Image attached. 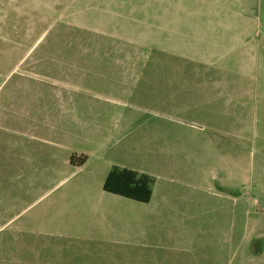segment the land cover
I'll list each match as a JSON object with an SVG mask.
<instances>
[{"label": "rangeland", "instance_id": "374dc122", "mask_svg": "<svg viewBox=\"0 0 264 264\" xmlns=\"http://www.w3.org/2000/svg\"><path fill=\"white\" fill-rule=\"evenodd\" d=\"M215 1L0 0V207L32 203L47 225L143 223L166 242L142 248L159 256L189 239L208 241L214 254L236 225L240 260L227 242L223 257L242 264L251 229L264 226V99L254 113L248 98L239 123L206 104L231 76L202 63L213 41L223 43L210 20L223 11ZM218 1L230 13L243 2ZM245 2L257 16L242 32L251 48L264 47V0ZM243 48L223 62H243ZM255 52L252 61L263 62ZM114 165L153 176V198L115 202L103 189ZM139 247L112 249L134 257ZM72 249L65 259H84Z\"/></svg>", "mask_w": 264, "mask_h": 264}, {"label": "crops", "instance_id": "0c3cea01", "mask_svg": "<svg viewBox=\"0 0 264 264\" xmlns=\"http://www.w3.org/2000/svg\"><path fill=\"white\" fill-rule=\"evenodd\" d=\"M242 1L238 11L233 13H230L232 11L230 3L215 1V5L223 7V11L215 10L210 12V20L211 23L215 24L216 30L221 31L223 43L213 41L212 50H208L206 54L202 55L204 67L231 74L230 78L221 80V84H218V86L223 87L221 90L206 93V104H214L218 112H223L222 114L228 117L237 116V123L240 120V111H245L246 108L250 107L248 98L255 103L254 113L257 111L256 103H261V99H264V47L261 46L262 44H253L256 46L251 48L250 34L248 36V33L242 32V30L248 31L244 27L245 24H248L249 29V24L256 22V5H251L250 8L245 0ZM230 44L231 46H229ZM237 46H244L242 50L240 49L241 52H244L243 62L235 63L234 58H228L223 62L225 55L232 54ZM255 51L259 52V57L262 58L263 62L252 61L253 58L256 60ZM218 55L220 56L213 60V57ZM241 105L243 106L241 107ZM217 180L221 184L223 181L222 176L217 178ZM246 185V180L242 185H238L240 189L242 188V191H238L237 196H233L235 201L236 199L239 201L240 197H242L241 194L245 191ZM105 192L113 194L115 202L127 198L106 190ZM153 195L154 191L151 198H153ZM31 204L26 202L22 207H0V264H96L102 262H117L121 264H230L229 261H224V242H227L231 248L232 256L235 257L236 263L240 260V243L238 240L234 242L233 227H236V225H231L228 233L223 235V240L216 242L219 248L214 254L208 253V241L200 240V246H195L196 240L189 239L170 244L171 248H178L175 253L171 251V254L159 256L152 250L143 251L142 249L144 247H165L164 243L166 242L149 238L150 234L148 232L153 231L148 229L149 225L143 223L135 226L116 223H94L83 226H61L57 223L47 225L46 220L43 221L40 217L35 218L32 216L33 214H30ZM114 204H105L103 209H117L118 204ZM50 211L38 209L35 213L42 214L43 212L48 214ZM54 234L59 238H70L72 241L65 245L58 238H50ZM248 238H251L250 245H252L250 246V253L241 258L242 264H264V226L252 228ZM78 240H82V242H79L77 246L72 245L74 241ZM120 243L140 247L137 248V253L134 257L120 255L117 258V253L126 252V249H112L115 244ZM167 243L170 242L167 241ZM64 247L73 248L72 251H69L70 254L74 252V249L75 254H78V250L81 248L79 254H84L82 257L84 259H74V256L71 255L65 259L63 255ZM133 250H136V248ZM197 250L198 254H196ZM97 253H99L98 256ZM101 254L105 256H101Z\"/></svg>", "mask_w": 264, "mask_h": 264}, {"label": "trees", "instance_id": "16d2710c", "mask_svg": "<svg viewBox=\"0 0 264 264\" xmlns=\"http://www.w3.org/2000/svg\"><path fill=\"white\" fill-rule=\"evenodd\" d=\"M82 161H85V157ZM153 183L154 177L148 173L114 165L106 176L103 189L137 201L148 202L152 196Z\"/></svg>", "mask_w": 264, "mask_h": 264}]
</instances>
